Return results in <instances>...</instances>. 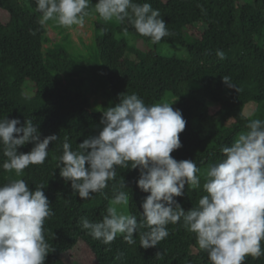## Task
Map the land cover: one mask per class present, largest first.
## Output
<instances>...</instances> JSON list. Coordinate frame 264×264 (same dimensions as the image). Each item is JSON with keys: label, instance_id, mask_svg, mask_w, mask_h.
<instances>
[{"label": "trees", "instance_id": "trees-1", "mask_svg": "<svg viewBox=\"0 0 264 264\" xmlns=\"http://www.w3.org/2000/svg\"><path fill=\"white\" fill-rule=\"evenodd\" d=\"M96 2L91 0L92 9ZM134 2H148L160 11L172 36L159 43L185 47L188 57L166 56L153 49L143 51L120 35L125 34L127 26L128 33L146 41H151L149 37L140 36L130 25L104 23L93 14L88 17L96 16L93 61L102 66L116 104L121 94L136 93L147 105L162 102L168 93L174 95V109L181 110L186 127L180 133L182 147L171 155L178 161H195L203 172L209 164L224 158L221 147L231 146L237 134L247 130L249 120L264 119V0ZM39 16L35 0H0V118H18L22 123L32 119L41 139L52 134L59 139L50 143L44 164L30 165L21 177L3 170L5 157L0 149V185L25 179L34 191L36 184H45V195L55 213L44 225L45 238L51 245L45 264H74L68 259L78 256L83 247L95 258L94 264H210L208 254L198 248L195 234L186 231L182 221L169 224L170 235L149 249L140 247L138 234H134L133 245L125 243L122 236L104 245L78 227L82 216L92 221L102 219L113 186L118 190L122 177L130 214L138 220L143 211L140 205L150 193L138 188V169L118 167L116 180L109 182L103 194L93 193L90 199L73 194L71 182L60 176L56 165L64 137L75 150L84 139L98 135L103 111L110 106H100L88 96L91 90L86 84L95 80L88 73L98 69L92 66V59L85 64L71 53L69 29L54 21L42 28L37 22ZM49 26L64 35L62 41H53ZM48 43L53 45L46 47ZM217 49L224 51L225 59L216 56ZM223 76L230 77L236 88L228 87ZM250 105L256 108L249 114ZM32 147L28 143L18 151L27 153ZM203 182L201 179L199 190L186 185L184 194L175 198L185 211L206 194ZM117 255L120 260H116ZM244 264H264V255H248Z\"/></svg>", "mask_w": 264, "mask_h": 264}, {"label": "clouds", "instance_id": "clouds-1", "mask_svg": "<svg viewBox=\"0 0 264 264\" xmlns=\"http://www.w3.org/2000/svg\"><path fill=\"white\" fill-rule=\"evenodd\" d=\"M35 4L42 28L49 21L65 29L83 28L86 18L96 14L104 23L130 25L153 44L172 36L160 11L148 2L97 0L94 9L91 0H35ZM123 30L127 35L128 27ZM215 54L221 60L226 58L220 49ZM223 81L236 88L230 77L223 76ZM172 104L147 105L136 93L121 94L120 103L103 111L98 135L84 139L75 150L64 137L56 167L65 182H71L73 194L82 199L103 194L109 182L116 180L118 167L138 169L137 186L150 193L140 205L143 211L138 220L125 211L129 194L123 190L127 186L122 177L119 189L113 186L102 219L82 216L78 227L104 245L118 236L133 245L134 234H138L140 247L149 249L170 235L169 224L182 221L181 226L195 234L198 248L208 254L210 264H244L248 255L259 258L264 255V119L249 120L247 130L238 133L231 146L221 147L224 158L202 172L195 161H178L171 155L182 147L180 133L186 127L181 110ZM58 139L55 134L41 139L32 119L22 123L18 118H0L3 170L21 177L30 165L44 164L50 143ZM28 143L34 145L31 151H18ZM201 179L206 194L185 211L175 198L184 194L186 185L199 190ZM45 188L40 183L33 191L25 179L0 185V264H45L51 245L44 225L55 214ZM120 259L117 255L116 260Z\"/></svg>", "mask_w": 264, "mask_h": 264}, {"label": "rangeland", "instance_id": "rangeland-1", "mask_svg": "<svg viewBox=\"0 0 264 264\" xmlns=\"http://www.w3.org/2000/svg\"><path fill=\"white\" fill-rule=\"evenodd\" d=\"M96 16L92 17L91 19H86V23L83 28H79L73 26V28L69 29L68 31L72 35L73 42L72 45L69 44L68 48L72 54L75 55V58L79 59L82 62H86L92 59V66L97 67L98 71L95 68H92L91 74L88 73V76L95 78L92 84L87 83L86 88H89L91 92L89 93V97L93 99L94 102H98L101 106L103 103H107L109 106H115L116 103L114 101L113 96L111 95L108 89V83L106 82V77L103 75L102 66L96 64L93 61V58L96 57V50H95V40L97 38V32L94 29V20ZM54 24V23H53ZM50 27V26H49ZM49 36L52 37L54 42L62 41L64 35L61 34L58 30L53 28H49ZM120 37L126 38L132 45L137 46L139 49L143 51H149L151 49L157 51L159 54L166 55V56H177L179 58H187L188 51L185 47L179 45H173L171 43H159L153 44L151 41H146L140 37L135 36L132 33H127V35L123 34ZM53 45V43L46 44V47ZM85 63V64H86ZM90 71V70H89ZM92 94V95H90ZM162 102L173 103L172 107L175 108L177 106V99L174 97L172 93H168L165 99ZM255 105H250L248 107V113H252L255 110ZM130 206L128 205L125 211L130 214ZM91 252L83 247L82 249L78 250V256L69 258L70 263L74 264H94L95 258L91 257Z\"/></svg>", "mask_w": 264, "mask_h": 264}]
</instances>
